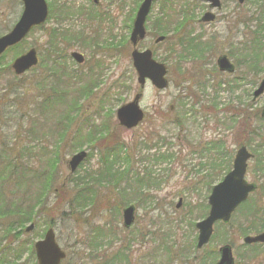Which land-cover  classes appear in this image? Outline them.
Returning a JSON list of instances; mask_svg holds the SVG:
<instances>
[{
  "label": "rangeland",
  "instance_id": "374dc122",
  "mask_svg": "<svg viewBox=\"0 0 264 264\" xmlns=\"http://www.w3.org/2000/svg\"><path fill=\"white\" fill-rule=\"evenodd\" d=\"M17 1L0 0V37L9 33L21 16L22 4ZM54 1L61 2V0H46L47 4ZM64 1L74 3L77 8L94 9L102 15H106V18L98 24L97 22L89 23L78 17L63 22L62 28L66 30L81 31L83 28H88L85 31L86 33L88 32L87 34L92 32L91 28L99 31L97 44H99L100 50L95 52V48L89 49V47L83 44L80 46L78 43L73 44L72 48L68 50L69 53L79 52L85 57V64L83 66L77 65L73 60L68 63V67L73 74H78V76L81 73L84 74L96 58L100 61V66L93 73L99 72L102 79L101 86L95 90L92 98L80 100L82 107L80 108L78 118H76L75 125L70 129L72 142L76 138L75 135H78L77 127L84 119L88 118L91 122L100 125L102 121L107 122L110 115V133L108 138L101 143V146L107 145L106 147L109 149L114 148L118 150V146L124 144L125 147L131 149L137 142L148 138L150 133H160L159 129L163 124L161 115H168L170 107L177 108L178 98L190 100L187 95L191 93V90H184V87L187 86H193V91H196L201 99L200 103L216 100L218 102V112L222 113V115L225 107H228L230 111L235 112L237 115L240 114L237 111L243 109L246 114L240 116V120L248 121L254 127L259 126L260 120L257 117V113L261 114L264 106V96L254 101L252 94L258 88L261 80L264 79V73L256 78L257 84L252 88L249 86L245 88L243 85L242 87L233 88L227 84H231L238 75H221L216 66L219 56H228L231 48L243 42L244 37L254 30L256 26L255 21L258 18L264 19V10L257 9L254 6V0H246L243 5H240L238 0H222L223 9L220 12L218 10L214 11L215 14L220 13L222 21L210 26L207 24L203 26L197 25L196 35L202 33L206 42H209L210 46H212V49L203 59L204 62H197V64L190 62L182 66L176 65L174 68H170L167 65L169 68L168 79L170 86L166 90H158L149 81L144 89H140L137 75L132 66V48L124 49L122 54L118 55L109 44L111 42V33L118 38V41L125 34L124 24L132 8L131 0H126L125 6L124 2L120 0H99V8L95 7L93 0ZM260 3H264V0H260ZM204 12L205 9L198 11L196 13L198 18H201ZM160 13L161 4L157 3L152 10L151 17L156 18ZM236 17H242L243 19L242 24L238 27ZM56 19V16H53L52 21H48L44 25L43 30L32 32L23 44L10 50L6 54L5 59L0 63V264L3 262V250L13 264L35 263L36 258L31 257L29 254L30 247H33L37 241L42 240L49 228H53L59 246L68 255L63 264L75 262L77 264H87V261L83 258L93 251L88 247L89 237L97 227L108 229L111 227V224L118 232V237L112 245H109V241H106L100 251L105 250L108 253H112L120 246L119 241L124 236L136 238L137 241L131 247V260L133 264H139L142 252L145 250V246H147L146 243H142L136 237L138 233L148 236L145 240L146 242L149 240L155 241L156 236L153 237L150 234H157V238H161L163 235H170L171 239L178 241L180 245H188L193 238L197 239L198 231L189 226L194 222L195 217L189 216L190 207L186 201H192L196 204L204 202V198L207 196L206 203H208L209 192H207L205 187H201L196 192L188 191L192 186L190 185L189 187V179L195 173L202 171L199 164L203 163L204 159L197 153H194L192 148L188 147L185 143L180 142L175 147L176 152L181 153L177 160L168 165H161V170L157 168L153 169L157 174L162 175L163 183L155 191L156 198L150 204L152 210L148 208V205L137 208L136 220L130 230L123 228V209L120 212L117 211L114 198L115 192L113 193L114 189L112 186L98 189L99 198L97 205L81 215L79 213L72 215L68 208V200H64L63 194L58 197L61 190L66 188L71 189L70 186L72 185H69V183L75 177L85 175L88 170H98L100 168V156H102V153H105L102 147L96 149L93 152V157L90 160L86 159L77 171L72 173L67 161L80 151H87L89 154L91 150L88 146H83V148L81 146L77 150L72 148L66 149L63 146L59 154L60 160L57 167L56 180L48 193L43 190V184L31 181L32 178L44 177L45 175L48 178L49 176V173L45 172L47 168L46 159L41 158L39 155L41 140L39 138L40 142H38L33 138L28 131L31 127L29 122L24 123L26 126L22 125V114L18 113L16 108L9 109L8 105L12 104V101H16L15 98L21 92V89L27 91L28 100L35 97V83L38 81L40 72L38 68L35 72L31 71L20 78H15L13 72L8 70V68L17 57L27 53L32 48L38 51L40 60L44 59L49 30L56 26ZM245 22L247 23L245 24ZM154 41L155 39L149 35L139 45L138 49L140 51L151 49L155 59L161 62V59L166 56L165 46L156 47ZM230 60L236 66L238 65L232 57ZM169 63L171 64L170 61ZM240 64L242 63H239V66L242 68L243 65ZM241 68L239 67V70ZM185 69L188 72H185L184 76ZM249 76L250 80H254L253 73H250ZM79 80L80 77L74 80L73 84ZM182 81L188 82V84L181 87ZM204 82H207V89L206 93L203 94V91L201 92L198 86ZM221 82L226 83L222 85V88L219 87ZM211 84H214V86ZM116 86L121 89L118 90ZM76 87L78 86L74 85V88ZM6 92L7 96L2 99V94ZM10 94L11 97H9ZM139 94H142L140 107L145 113V120L137 128L128 130L120 126L116 117V111L123 105L132 102ZM12 95L16 96L13 97ZM196 108L197 111L201 109L199 105ZM170 114L173 117L177 116L175 111H171ZM211 117L213 118V116ZM207 122L205 116L198 112V125L190 124V131L194 134V139L200 140L202 144H206L218 133L224 134L228 140V146L234 150L235 156L238 150V134L236 131L225 129V127H218L213 121ZM46 142L50 144L49 140ZM136 155L138 156V153ZM137 156L135 157L137 158ZM135 162L134 171L148 166L147 162L141 163L137 160ZM249 166V168H252V161L249 163ZM247 179L249 182L259 185L258 192L252 195L250 199H254L253 201L263 208L264 177H261L250 169ZM56 191L57 193H55ZM38 198H44L41 207L46 209V212L40 214L38 217L36 216L32 223L26 222L24 230L34 223L35 228L33 231L28 234L23 233L20 238H16L18 229H14V227L17 226L18 222L23 221V218L29 216L30 209L37 204ZM181 198L183 199V206L181 209H177L176 205ZM18 211L26 212V215L18 218L16 216ZM118 213H120V216ZM195 219L197 223L204 218L197 217ZM165 220H168V222H165ZM242 220L243 218L238 210L232 219L230 228L224 230L220 225L217 230L216 226V235L214 234L216 240L212 241L205 248V251L211 249V247H217L218 250L219 247L225 245V234H228V238L234 247V256L236 262H238L237 264H264V253L254 261L248 260L250 257L248 255L241 257L244 255V251L242 250H239L237 253V249L244 246L243 236L237 230ZM9 229L12 233L6 234ZM218 231H221V233ZM19 248H25L26 251L23 257L17 259L16 251ZM262 252H264V249ZM192 257H202L201 251L192 255ZM81 258L82 261L80 260ZM198 262L183 260V263L177 264H199Z\"/></svg>",
  "mask_w": 264,
  "mask_h": 264
},
{
  "label": "trees",
  "instance_id": "16d2710c",
  "mask_svg": "<svg viewBox=\"0 0 264 264\" xmlns=\"http://www.w3.org/2000/svg\"><path fill=\"white\" fill-rule=\"evenodd\" d=\"M120 1L124 2L125 6L126 0ZM131 1L132 8L125 22V34L122 39L118 41V38L112 33L110 36L111 42L109 44L118 55L122 54L124 49L127 50L130 47L129 33L132 30L137 9L143 0ZM67 2L61 0V2L54 1L49 4V20L52 21L53 16H56V26L49 30L46 55L38 66L40 73L38 81L35 83V97L28 100L27 91L21 89L20 94L18 93L17 96L12 95L13 97L16 96V101H12V104L8 105L9 109L16 108L18 113L22 114V125L29 122L31 127L28 131L33 138L38 142H40L39 138L41 140L39 155L41 158L46 159L47 168L45 172L49 173V176L48 178L47 175L32 178L31 181L43 184V190L48 193L56 180L57 167L60 160L59 154L63 146L66 149L72 148L75 150L81 146L82 148L83 146H88L91 150L88 160L93 157V152L96 149L102 147L105 153L101 152L100 168L98 170H88L85 175H78L69 183V185H72L70 186L71 189L66 188L60 191L58 197L63 194L64 200H68V208L71 214L77 215L79 213L81 215L82 213L85 214L88 209H93L97 205L99 198L98 189L105 186L113 187L115 205L118 212L132 204L136 205L137 208L148 205V208L152 210L150 204L156 198L155 191L163 183L162 175L157 174L153 169L161 170V165H168L177 160L181 153H177L175 147L181 142L192 148L194 153L204 159V162L199 164L202 171L195 173L189 179V187L190 185L192 186L188 191L196 192L201 187H205L210 195L213 187L231 171L234 150L228 146V140L224 134L218 133L206 144L194 139V134L190 131V124L198 125V112L205 116L207 123L213 121L218 127L236 131L238 134L237 147L247 146L254 154L253 166L250 169L264 177V120L260 118V113H257V117L260 120V124L257 127L249 124L248 121L240 120V116L246 114L243 109L238 110L237 112L240 114L237 115L235 112L230 111L228 107H225L222 115V113L218 112L219 108L216 100L200 103L201 99L198 93L193 91V86L184 87V90H191V93L187 95L191 101L181 97L178 98L177 108H175L177 116H171L170 112L168 115H161L163 124L159 129L160 133H150L148 138L134 144V147H131L132 151L125 147L124 144L118 146V150L109 149L106 147L107 145L101 146V143L108 138L110 133V115L108 116L109 120L107 122L102 121L100 125L91 122L88 118L84 119L78 126L79 129L77 127L78 135H75L76 138L72 142L70 129L75 125L76 118H78L82 107L80 100L92 98L95 90L101 86L102 79L99 72L93 73L100 66V61L96 58L94 61L92 60L93 62L84 74L81 73L79 76L78 74H73L68 67L70 59L68 50L75 43L80 46L83 44L89 49L95 48V52L100 50V46L97 44L99 31L91 28L92 32L87 34L88 32L86 33L85 31L88 28H83L81 31L66 30L62 28L63 22L78 17L89 23L97 22L98 24L106 18V15H102L94 9L77 8L74 3ZM159 4H161L160 15L156 18H152L150 15L146 28L148 35L154 39L161 36L165 37L163 43L156 45V47L165 46L166 56L161 59V62L167 64L170 68L190 62L195 64L204 62L203 59L208 55L212 46H210L209 42H206L202 33L196 35L197 32L192 26L196 20V13L203 9L201 0H162ZM256 4L259 7H264L260 0H257ZM40 30H43V27ZM228 56L236 60L238 70L239 67L241 68L239 63H242L240 65H243V67L238 71V76L234 78L232 83L227 85L233 88L242 87V85L245 88L248 86L254 87L257 84L256 78L264 73L263 18L257 19L255 29L244 37L243 42L234 45L228 52ZM8 70L11 71V68L9 67ZM185 72H188L187 69L184 70V76ZM131 73L133 72L131 71ZM250 73H253L254 80L249 79ZM79 77L80 80L73 84L74 80ZM187 84L188 82L182 81L180 86L183 87ZM225 84L221 82L219 87L222 88V85ZM74 85L78 87L74 88ZM211 85L214 86V84ZM116 87L118 90L121 89L118 86ZM122 87L124 88L123 85ZM198 87L201 92L203 91V94L206 93L207 82L199 84ZM6 96L7 92L2 94L1 98L4 99ZM9 97H11V94ZM197 105L201 108L199 111H197ZM176 131L177 133H175ZM47 140L50 141V144H47ZM136 153H138V156ZM136 160L141 163L147 162L148 166L134 171ZM43 199L38 198L37 204L30 209L29 216L23 218L24 220L18 222L17 226L14 227V229H18L16 238H20L25 232L24 226L26 222L32 223L36 216L38 217L46 212V209L41 207ZM204 200V202L196 204L192 201H186L190 207L189 216L195 218L207 216L209 211L206 203L207 196H205ZM253 200L249 199L239 208L243 220L237 230L243 237L264 232V207H259ZM24 215H26V212L18 211L16 216L19 218L24 217ZM118 215L120 216V213ZM195 218L194 222L189 225L193 229H195L196 225ZM165 222H168V220H165ZM220 225L225 230L231 227L232 221L228 225L219 224L217 230ZM218 232L221 233V231ZM8 233H12V231L9 229L6 234ZM150 235L156 236V240L146 242L147 235L138 233L136 236L142 243L147 244L145 248L143 247L145 250L142 252L139 264H177L183 263V260L199 261V264H216L219 258L217 247H211V249L206 251L203 249L201 251L202 257H192V255L200 252L195 247V238L185 246L180 245L176 240H172L170 235H163L161 238H157V234ZM215 235L211 242L216 240ZM117 237L118 232L113 228L112 224L108 229L97 227L88 241V247L93 251L83 259L87 261V264H133L131 247L137 241L136 238L124 236L119 241L120 246L114 252L100 251L106 241H109V245H112ZM225 238V243L231 244L228 234H225ZM263 249L264 245H244L237 249V253L242 250L244 255L241 257L248 255L250 256L248 260L254 261L264 253L262 252ZM25 251V248H19L16 251L17 259L23 257ZM2 254L4 255L2 264H13L7 258L4 250ZM29 254L35 258L33 247H30ZM80 260L82 261V258ZM70 264H77V262Z\"/></svg>",
  "mask_w": 264,
  "mask_h": 264
},
{
  "label": "water",
  "instance_id": "95a60500",
  "mask_svg": "<svg viewBox=\"0 0 264 264\" xmlns=\"http://www.w3.org/2000/svg\"><path fill=\"white\" fill-rule=\"evenodd\" d=\"M24 4L23 14L14 26V28L6 35L0 38V58L11 47L21 43L33 28L45 24L48 19V5L45 0H21ZM158 0H144L139 7L133 29L130 37V43L133 51L131 53L133 67L137 72V81L141 89L145 88L147 80L158 90H165L169 87L167 80L168 69L165 64L157 62L153 58L151 50L140 52L138 45L145 40L147 32L145 24L151 12L153 4ZM210 4L211 9L221 8V0H203ZM97 2V0H95ZM241 3L244 0H240ZM215 16L207 13L203 22H211ZM164 41V37L156 40V43ZM72 57L78 64H82L85 58L80 53H72ZM38 56L35 49L30 50L23 56L19 57L13 63V70L17 76H22L32 68L38 65ZM217 65L221 72L233 74L235 66L230 62L227 56H221L217 60ZM264 94V80L259 88L254 92V100L260 98ZM142 95H137L134 100L122 106L117 111V119L120 125L126 129H134L138 127L144 120L145 115L139 106ZM174 107H171L173 110ZM264 118V108L262 111ZM87 158V152L83 151L72 157L68 161L70 171L74 173L78 167ZM253 155L246 147H241L235 156L233 170L224 178L222 182L216 185L209 197L210 212L208 217L199 222L196 227L199 231L197 249L201 250L211 241L214 234L216 223L222 222L228 224L234 212L240 205L246 202L251 194L257 190V185L249 183L246 179L248 163ZM182 206V200L179 201L177 209ZM136 207L130 206L123 211L124 227L129 229L135 222ZM34 225L26 229V233L31 232ZM245 245L264 244V232L258 235H249L243 239ZM38 264H61L67 257L56 241V235L53 229H49L43 240L35 244ZM220 260L217 264H235L233 248L230 245L220 247Z\"/></svg>",
  "mask_w": 264,
  "mask_h": 264
},
{
  "label": "flooded vegetation",
  "instance_id": "af4514ba",
  "mask_svg": "<svg viewBox=\"0 0 264 264\" xmlns=\"http://www.w3.org/2000/svg\"><path fill=\"white\" fill-rule=\"evenodd\" d=\"M18 2V1H17ZM21 4V3H20ZM204 6H205V12H204V14L203 15H205L207 12H210V8H209V5L208 4H204ZM223 9V3H222V7H221V10ZM220 10V11H221ZM220 11H218V12H220ZM216 16H215V19L213 20V21H211V23L210 24H207L208 26H210V25H212V24H217V23H220L221 21H222V18H221V15H220V13H218V14H215ZM203 17V16H202ZM201 17V18H202ZM201 18H197V25H199V26H203L204 24H202L201 22H200V20H201ZM238 26H240V25H238ZM237 26V27H238Z\"/></svg>",
  "mask_w": 264,
  "mask_h": 264
}]
</instances>
